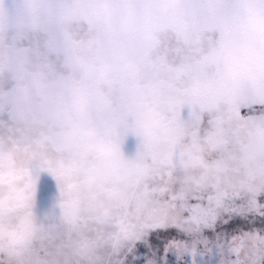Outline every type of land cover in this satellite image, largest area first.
<instances>
[{
    "label": "rangeland",
    "instance_id": "obj_1",
    "mask_svg": "<svg viewBox=\"0 0 264 264\" xmlns=\"http://www.w3.org/2000/svg\"><path fill=\"white\" fill-rule=\"evenodd\" d=\"M16 49L24 51L18 69L10 64ZM141 57L153 69L162 62L190 65L175 83L211 86L217 113L227 115L245 96L264 97V0H197L195 10L186 0H0V90L20 88L38 109L0 131V264H50L40 252L68 183L79 189L80 224L70 229L86 245L79 264H96L98 247L122 243L157 215L151 204L126 200L110 181L85 175L98 160L120 153L133 160L139 151L135 135L122 143L110 139L90 113L115 107L141 84L134 76ZM159 117H169L163 106ZM73 122L82 150L56 142ZM89 129L98 135L87 137ZM247 135L241 127V139ZM101 143L112 151L97 154ZM73 164L78 171L58 176ZM97 218L107 220L111 239L97 234ZM231 247L244 264L248 242ZM170 257V264H227L225 255L203 245Z\"/></svg>",
    "mask_w": 264,
    "mask_h": 264
},
{
    "label": "snow or ice",
    "instance_id": "obj_2",
    "mask_svg": "<svg viewBox=\"0 0 264 264\" xmlns=\"http://www.w3.org/2000/svg\"><path fill=\"white\" fill-rule=\"evenodd\" d=\"M196 4L186 0L190 10ZM23 57L24 51L16 49L10 64L18 69ZM184 67L191 66L162 62L153 69L141 57L134 70L141 84L130 87L127 99L115 107L90 113L110 139L122 143L131 133L140 147L133 160L120 153L96 161L85 173L87 179H106L126 200L157 210L150 223L125 234L122 243L98 247L96 264H170L171 253L194 254L198 245L225 255L227 264H241L239 250L231 247L237 241L249 244L244 264H264V97L245 96L229 114L220 115L211 86L198 80L187 87L175 83ZM145 97H151V105L144 104ZM161 106L167 119L159 117ZM36 110L26 102L24 90L11 85L0 90V131ZM241 127L248 128L245 140ZM77 128L73 122L70 134L56 142L82 150ZM76 171L73 164L58 176ZM78 190L74 183L62 188L61 215L40 252L51 257L50 264H79L82 259L86 245L70 230L80 224ZM93 223L101 239H111L105 218Z\"/></svg>",
    "mask_w": 264,
    "mask_h": 264
},
{
    "label": "clouds",
    "instance_id": "obj_3",
    "mask_svg": "<svg viewBox=\"0 0 264 264\" xmlns=\"http://www.w3.org/2000/svg\"><path fill=\"white\" fill-rule=\"evenodd\" d=\"M85 135L87 136V137H90V138H92V137H95V136H97L98 134H97V132L94 130V129H89L86 133H85ZM95 151H96V153L97 154H99V155H107V154H109L111 151H112V149H110L108 146H106V145H104V144H97L96 146H95Z\"/></svg>",
    "mask_w": 264,
    "mask_h": 264
}]
</instances>
